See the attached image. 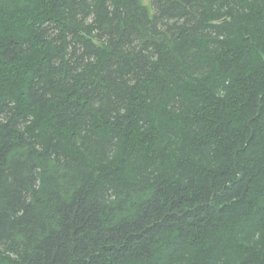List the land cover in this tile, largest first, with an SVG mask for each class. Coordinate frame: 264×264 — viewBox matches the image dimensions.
<instances>
[{
  "label": "trees",
  "instance_id": "obj_1",
  "mask_svg": "<svg viewBox=\"0 0 264 264\" xmlns=\"http://www.w3.org/2000/svg\"><path fill=\"white\" fill-rule=\"evenodd\" d=\"M0 0V264H264V0Z\"/></svg>",
  "mask_w": 264,
  "mask_h": 264
},
{
  "label": "rangeland",
  "instance_id": "obj_2",
  "mask_svg": "<svg viewBox=\"0 0 264 264\" xmlns=\"http://www.w3.org/2000/svg\"><path fill=\"white\" fill-rule=\"evenodd\" d=\"M144 1H146L145 3L148 5H150V3H151V0H144Z\"/></svg>",
  "mask_w": 264,
  "mask_h": 264
}]
</instances>
